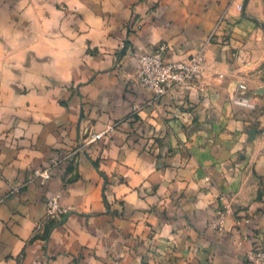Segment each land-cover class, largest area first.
Wrapping results in <instances>:
<instances>
[{
    "label": "crops",
    "instance_id": "obj_1",
    "mask_svg": "<svg viewBox=\"0 0 264 264\" xmlns=\"http://www.w3.org/2000/svg\"><path fill=\"white\" fill-rule=\"evenodd\" d=\"M243 7L264 22V0H0V264H246L264 243V108L215 109L212 89L249 82L158 98L137 79L163 43L227 70L208 39ZM232 26L261 75L263 30ZM220 196L242 220L215 237Z\"/></svg>",
    "mask_w": 264,
    "mask_h": 264
},
{
    "label": "rangeland",
    "instance_id": "obj_2",
    "mask_svg": "<svg viewBox=\"0 0 264 264\" xmlns=\"http://www.w3.org/2000/svg\"><path fill=\"white\" fill-rule=\"evenodd\" d=\"M244 19L250 20V22L253 24V28H252L253 30H255L256 28H260L264 32V22L260 21L256 17L248 15L246 13V10H244V7L241 10V13L239 15L238 14L231 15V18H228L229 20L228 24H226V26L222 28L223 33L221 34H219L220 32H218L220 30V24H221V21H219L216 26V29L210 35L208 42L210 41L217 42L218 44L222 45L224 50L226 51V57H223V59L226 60L225 63H230L229 65H232V66H229L227 70H224L225 72L218 70L220 68L221 63H208L207 55L206 53H204L205 55L204 72L201 78L198 80L197 84L194 86L198 88L201 92L206 91L205 89L206 83L207 84L211 83L216 89L222 88V92L226 93V90H224L223 88L224 82L223 80H221L224 78L219 77L220 79H216L218 76H222L221 73H225V78L227 77V75L228 76L231 75L232 78L241 77L243 79H246L249 82L250 87H251L250 94H252L254 98H256V96L259 97L261 95V92H264V85L260 84V83L262 84L264 83V71H262L261 75H258L257 74L258 68H256L255 66H252V63H250L251 62L250 56L252 58V56L255 53L253 51H251L250 54L245 52L244 53L245 57H242L241 55L243 53L242 52L243 49L241 45L236 43L235 41L236 38L235 37L233 38V35H232V31H233L232 25H236L238 22H241ZM250 49L251 48H245V51H248ZM214 76H217V77L214 79ZM181 91L176 92V93H181ZM212 95L215 99L218 98L217 106L215 105L216 102H214L215 109H221V110L227 109L228 112L235 113L237 111L252 112V111H256L257 109L261 107L264 108V102H262L261 105L259 102V104L256 106L257 108L253 110L233 108L231 106L233 89L228 94H223V95H221L220 89H217L215 91L212 89ZM216 120H219V118H217ZM248 128L249 129L247 130V132L249 133V135L251 134L254 135L256 128L251 127V125H249ZM218 200H220V202H219L217 209L213 211L212 214H210V217H208L207 221L204 224L205 228L209 230L210 232H212V234L215 237H220V234L225 229V225L228 220V217L230 215L234 216L233 212L230 210V207L227 205L224 197L220 196ZM234 217L236 221L242 220L240 219L239 216H234ZM245 222L249 223L250 219H245ZM254 243H256V245L253 244V246L246 251V256L244 257L246 264H251L254 261V258L257 257L256 255L259 254L261 251H264L263 242L259 243L258 241H255ZM152 250L156 251L154 247Z\"/></svg>",
    "mask_w": 264,
    "mask_h": 264
},
{
    "label": "built area",
    "instance_id": "obj_3",
    "mask_svg": "<svg viewBox=\"0 0 264 264\" xmlns=\"http://www.w3.org/2000/svg\"><path fill=\"white\" fill-rule=\"evenodd\" d=\"M168 46L161 44L155 51L143 54L138 59L137 79L138 85L151 90L156 97L168 95L186 87L195 86L204 72L205 55L203 50L192 54L181 61H170L166 58ZM231 104L235 109L253 110L256 102L250 95L246 82L239 81L232 95ZM104 132L94 134L90 142L101 139ZM35 177L47 181L52 176L49 168H39L34 172ZM64 209L57 196L48 201L47 213L50 217L62 214ZM251 264H264V251L256 255Z\"/></svg>",
    "mask_w": 264,
    "mask_h": 264
}]
</instances>
